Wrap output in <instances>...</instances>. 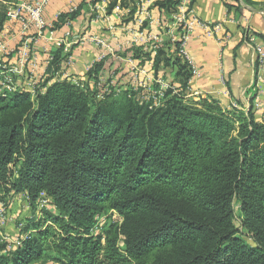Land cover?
Returning a JSON list of instances; mask_svg holds the SVG:
<instances>
[{
	"label": "trees",
	"instance_id": "trees-1",
	"mask_svg": "<svg viewBox=\"0 0 264 264\" xmlns=\"http://www.w3.org/2000/svg\"><path fill=\"white\" fill-rule=\"evenodd\" d=\"M241 1L264 10V0ZM15 2L0 0V34ZM180 4L154 6L172 15ZM62 51L51 52L33 95L0 91V196L24 194L34 205L43 192L55 210L28 219L21 231L32 235L18 246L0 238V264H264V120L252 106L190 97L180 40L131 48V59L152 61L154 77L175 69L163 94L147 99L142 89L100 93L102 62L86 74L92 87L53 80ZM111 211L122 223L91 234Z\"/></svg>",
	"mask_w": 264,
	"mask_h": 264
},
{
	"label": "crops",
	"instance_id": "crops-1",
	"mask_svg": "<svg viewBox=\"0 0 264 264\" xmlns=\"http://www.w3.org/2000/svg\"><path fill=\"white\" fill-rule=\"evenodd\" d=\"M94 1L49 0L42 12L45 27L41 32L31 28L21 33L18 24H5L0 41L7 53L26 46L31 55L36 56L34 77L37 81L43 76L49 53L60 48L63 55L71 56V65L60 69L61 80L92 86L86 74L99 62L103 63L99 73L102 80L109 69L119 66L132 67L131 70L140 66L148 71L146 77H150L152 61L141 63L131 59V48L140 46L147 52L173 34L179 38L180 33L172 22L177 11L170 15L159 10L154 3L161 0H133L125 8L120 5L121 0H117L116 6L108 12L111 0ZM187 1V8L191 2V13L215 32L213 37H208L203 30L197 31L185 43L184 52L196 71L189 83V96L212 97L225 109L246 111L251 105L255 119L264 120V66H260L248 43L252 38L254 43L264 46L259 37L264 36V10L258 4L249 6L241 0L238 3L233 0ZM80 6L73 18H66L59 29H52L59 16L72 14ZM138 20L143 21V25H139ZM59 40L64 42L58 43ZM16 57L13 54L3 58L0 52L4 63H15ZM29 69L30 64H27ZM169 73L174 78L175 69ZM257 102L260 109L255 111Z\"/></svg>",
	"mask_w": 264,
	"mask_h": 264
},
{
	"label": "built area",
	"instance_id": "built-area-1",
	"mask_svg": "<svg viewBox=\"0 0 264 264\" xmlns=\"http://www.w3.org/2000/svg\"><path fill=\"white\" fill-rule=\"evenodd\" d=\"M49 0H36L32 3L29 2V0H16V2L13 4L12 8L8 11V19L6 24H13L16 23L21 28V33H25L26 31L30 30L31 28H35L37 32H41L44 27L45 23L42 19V12ZM188 1L183 0L181 4L178 7L177 13L173 15L172 22L175 27H181V34L180 37L177 38L181 41V54L186 57L188 60L185 52H184V46L185 43L188 41V39L194 35L197 31L203 30L205 34L208 37H213L214 30L209 27L208 24H205L201 22L197 17H195L191 10H188L187 8ZM143 21L138 20L139 25H143ZM174 40V38H173ZM63 40H59L58 43H63ZM252 47L256 54L257 61L259 62L260 66H264V46L258 45L254 43V40L252 38L249 39L248 42ZM0 52L3 55V58H7L10 55L13 56L16 55L17 62L10 63L5 62V70L0 74L3 78L0 79L2 82V89L11 91L16 88H28L29 91L34 93L37 90V84L39 80L37 81V78L34 77L36 72V56L31 55V53L28 51L27 47H21L18 48L16 51L13 50L9 53L6 52L5 45L0 41ZM52 55L49 53L45 60V71L47 70V67L52 62ZM189 62V61H188ZM190 63V62H189ZM27 64H30V69L27 70ZM71 65V56H65L63 62L61 63V69L65 66ZM191 65V64H190ZM192 73L195 74L196 71L193 70ZM90 69V68H89ZM88 69V70H89ZM43 72V75L45 73ZM59 71L54 73V79L55 80H61V77L63 74H60ZM77 86L83 87L82 83H79L78 81H72ZM98 86H101L98 84ZM105 92V90H103ZM102 93V92H100ZM101 95V94H100ZM101 97V96H99ZM255 111H258L260 109V103L257 102L254 105ZM101 219V218H100ZM99 219V220H100Z\"/></svg>",
	"mask_w": 264,
	"mask_h": 264
},
{
	"label": "rangeland",
	"instance_id": "rangeland-1",
	"mask_svg": "<svg viewBox=\"0 0 264 264\" xmlns=\"http://www.w3.org/2000/svg\"><path fill=\"white\" fill-rule=\"evenodd\" d=\"M173 36L174 34L168 40L172 42L175 40H178L176 37H173ZM150 47L152 46L150 45ZM153 50H154V46H153ZM147 52H150V51L148 50ZM118 62H120L119 65H121L122 62L121 61H118ZM131 68L132 67L128 69V68H125L124 66H119V67H116L115 69H112V68L109 69V73H107V76H105L103 80L100 77L99 84L101 86L97 85L96 89L99 92H103V90H106L109 87L112 88L113 90L131 89L132 91V88L133 90L142 89L143 90L142 98L147 99L148 95L150 94L154 96H157V95L161 96V94H163V91L167 89L168 84H170L173 80V77L169 73L171 72V70H168V69H165L167 75L166 73H163L164 70H161V73H159L157 77H154L153 71L151 68V75L150 77L147 78L146 76L148 74V71H146L145 68H142L140 66L133 68V70H131ZM112 72H115V73L117 72V73L113 74ZM119 73L121 74L118 75V78L116 79L115 76ZM131 73L133 75H130ZM1 83L2 82L0 81V91L2 90ZM153 84L160 88L159 90L157 89V92H152ZM24 89L29 91V89L26 87ZM29 92L31 95L35 93V92L32 93L31 91ZM101 98L102 97H99V99ZM192 98H195V97H192ZM49 201H50L49 198H47V196L43 192L39 194L34 205H32L28 201L27 196L24 194H17V195L9 194L6 196H0V238L2 241H4L7 244L8 250H10L12 247L18 246L21 240H26L28 239L29 236L32 235V231H29L27 233H22L21 231V229L23 228L24 224L26 223L28 219L40 218L43 211L44 212L46 211L52 214L55 213V210L49 204ZM100 218H98L96 224L91 230V234L93 235H97L101 233L102 228L107 226L108 223L118 224V225L122 223V218H120V216L113 211L109 212L106 216H102ZM118 244L119 246H121L120 242ZM37 264H55V263L39 262Z\"/></svg>",
	"mask_w": 264,
	"mask_h": 264
}]
</instances>
